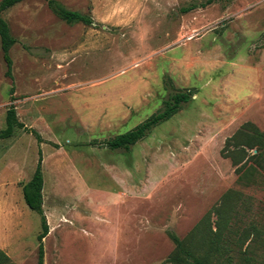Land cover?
Masks as SVG:
<instances>
[{
	"label": "rangeland",
	"instance_id": "374dc122",
	"mask_svg": "<svg viewBox=\"0 0 264 264\" xmlns=\"http://www.w3.org/2000/svg\"><path fill=\"white\" fill-rule=\"evenodd\" d=\"M50 1L92 23L66 24ZM206 1L23 0L2 13L16 43L12 78L0 51V130L14 106L40 138L0 140L6 264L37 263L40 217L21 188L39 153L44 264H164L169 234L197 255L215 247L212 264H264V170L228 142L247 125L264 133V0ZM187 90L129 151L97 144Z\"/></svg>",
	"mask_w": 264,
	"mask_h": 264
},
{
	"label": "trees",
	"instance_id": "16d2710c",
	"mask_svg": "<svg viewBox=\"0 0 264 264\" xmlns=\"http://www.w3.org/2000/svg\"><path fill=\"white\" fill-rule=\"evenodd\" d=\"M23 0H0V51L2 60L5 64V76L12 78V60L10 58V49L16 43L12 37L9 27L2 17V13L14 5L20 3ZM222 0H207L206 4H212ZM49 6L53 10L54 14L64 21L68 25L75 23H81L84 25H90L92 23L89 15L82 14L77 11H70L62 8L61 6L50 1ZM189 9L184 10L187 12ZM13 94V89H10V95ZM194 95L193 90H187L184 92L175 93L169 96L164 102L163 107L160 111L154 113L148 117L145 121L135 126L130 131L114 136L113 138L102 141L100 146L106 147L110 150H124L129 151L132 146L137 142L141 141L148 133L160 123L167 121L172 118L185 104L191 101ZM245 131L238 132L228 142H233L232 146L237 149V154L245 155L242 146L247 147L249 150L256 149V154L251 156L254 158L255 163L258 167L264 170V133L260 132L254 126L247 125ZM16 130H23L27 133L32 134L40 142L38 134L18 121L14 106H10L5 116V128L0 130V140L9 139ZM250 133H247L248 131ZM41 153H39L36 168L33 172L32 177L27 181L21 188L22 198L25 205L33 212L37 213L40 217L41 230L36 236L37 240V263L44 264V249L43 240L48 235L49 228L46 221V217L42 209V190H43V175L41 171ZM237 171V170H236ZM214 239H217L218 233H212ZM169 238L174 245L172 253L164 261V264H212L211 258L213 252L216 251L215 247L209 249V253L203 255H197L189 246L176 235L169 234ZM219 252V251H218ZM216 253V252H215ZM8 257L5 253L0 251V264H6Z\"/></svg>",
	"mask_w": 264,
	"mask_h": 264
},
{
	"label": "crops",
	"instance_id": "0c3cea01",
	"mask_svg": "<svg viewBox=\"0 0 264 264\" xmlns=\"http://www.w3.org/2000/svg\"><path fill=\"white\" fill-rule=\"evenodd\" d=\"M48 234H49V232H48ZM46 237H47V236H46ZM46 237H45V238H46ZM45 238H44V239H45ZM43 241H44V240H43Z\"/></svg>",
	"mask_w": 264,
	"mask_h": 264
}]
</instances>
